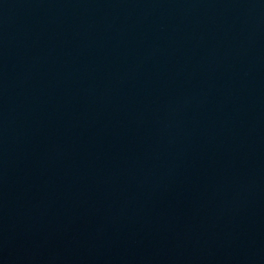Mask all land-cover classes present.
I'll return each mask as SVG.
<instances>
[{"label": "water", "instance_id": "95a60500", "mask_svg": "<svg viewBox=\"0 0 264 264\" xmlns=\"http://www.w3.org/2000/svg\"><path fill=\"white\" fill-rule=\"evenodd\" d=\"M0 264H264V0H0Z\"/></svg>", "mask_w": 264, "mask_h": 264}]
</instances>
